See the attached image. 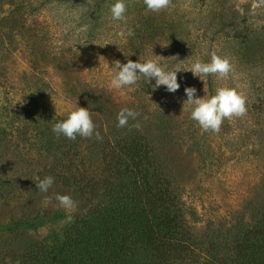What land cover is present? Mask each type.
I'll list each match as a JSON object with an SVG mask.
<instances>
[{"label":"trees","instance_id":"1","mask_svg":"<svg viewBox=\"0 0 264 264\" xmlns=\"http://www.w3.org/2000/svg\"><path fill=\"white\" fill-rule=\"evenodd\" d=\"M36 1L0 0L1 39H12L7 33L24 30L29 18L41 12ZM79 1L84 8L97 7L98 17L113 2ZM152 14L145 26L137 28L139 52L177 34L171 17L161 21L158 12ZM234 42L243 63L264 58L259 56L264 55V41L255 32L246 43ZM154 84L139 75L129 95L130 108L139 115L124 127L117 126L110 106L111 88L88 89L87 98L97 105L88 108L95 114L100 139L95 134L75 140L57 136L52 128L67 116L52 120L24 112L11 126L9 115L1 113L0 209L9 216L5 222L0 217V264H264V200L234 223L196 232L197 214L188 206L173 151L187 132L171 108L174 105L155 103L149 110L161 88ZM207 84L214 95L213 76L207 77ZM258 96L264 113V87L258 88ZM31 149H37L46 165L24 181L26 165L33 166L27 164L25 152ZM9 155L17 161L10 171L3 164ZM45 176L55 180L49 191L64 189L85 205L71 224L58 228L61 215L31 209L37 203L34 195L41 193L36 177ZM41 229H49L44 238L30 236Z\"/></svg>","mask_w":264,"mask_h":264},{"label":"rangeland","instance_id":"2","mask_svg":"<svg viewBox=\"0 0 264 264\" xmlns=\"http://www.w3.org/2000/svg\"><path fill=\"white\" fill-rule=\"evenodd\" d=\"M126 2V21H113L108 8L98 17L101 11L97 7L84 8L79 0L36 1L41 12L29 18L26 28L7 33L12 39L6 42L0 38V130L1 113L9 115L7 122L13 126L24 112L57 120L77 106L96 108L86 92L102 85L111 88L110 106L116 116L122 108H130L133 98L129 95L138 81L121 89L112 88L114 61L152 59L167 69H187L197 59L209 61L214 52L227 58L232 66L228 78L213 76L214 90L228 86L242 93L246 99L244 116L225 118L219 131H204L190 119L187 104L183 105L187 99L184 89L196 88L198 97L211 96V92L207 78L203 82L190 71L178 73L181 87L177 92L169 93L161 86L149 110L166 102L174 105L171 108L175 116L184 123L186 138L173 151L188 206L197 214L196 232L234 223L264 200V113L258 101V88L264 87L260 79L264 75V58L254 64L243 63L233 45L234 41L246 43L251 31L264 41V0H170L158 14L161 21L171 17L176 26L175 39L146 45L140 52V42L135 41L137 28L154 16L145 10L143 0ZM129 31L133 34L129 35ZM143 106L146 108L144 103ZM90 113L94 119L95 114ZM25 152L27 164L33 166L25 164L28 172L24 181L46 165L37 149ZM16 162L9 155L3 164L10 171L16 168ZM55 193L73 198L61 188L37 193V203L31 209L61 215V222L56 224L61 228L67 225L62 223L66 215L78 214L85 205L75 201L77 207L67 213L54 199ZM46 196L53 197L50 203H45ZM1 211L5 222L9 211ZM48 231L41 229L30 236L44 238Z\"/></svg>","mask_w":264,"mask_h":264},{"label":"clouds","instance_id":"3","mask_svg":"<svg viewBox=\"0 0 264 264\" xmlns=\"http://www.w3.org/2000/svg\"><path fill=\"white\" fill-rule=\"evenodd\" d=\"M169 2L170 0H143V5L146 11L159 12L167 8ZM127 7L126 0H113L108 6L110 19L113 21H126ZM132 34L129 31V35ZM111 68L113 75L110 86L112 88L121 89L135 85L139 75L142 74L148 84L154 80V88L164 86L169 93H175L180 89L178 73L182 71H190L193 76L198 77L203 82L210 75L218 79H226L232 71L230 61L214 52L211 53L209 61L204 62L197 59L187 69L180 67L167 69L152 59H146L143 62L139 59L135 62L128 59L126 63L116 60ZM184 92L187 99L183 105L187 104L190 119L197 122L204 131H219L225 118L242 117L246 113V99L235 88L218 87L214 95L208 96L205 94L202 97L196 95L197 90L194 87H185ZM138 115L131 108H122L117 113V126H126L130 119L136 120ZM52 131L57 136L62 135L69 140H75L77 136L90 138L94 134L97 139L101 138L88 107L77 106L70 109L65 119L58 120L54 124ZM54 182L52 176L36 177L35 185L39 192L47 194ZM52 199V196H46L45 203H50ZM54 199L67 213H71L77 207L76 202L70 195L55 193ZM73 220L74 217L68 214L62 223L71 224Z\"/></svg>","mask_w":264,"mask_h":264}]
</instances>
